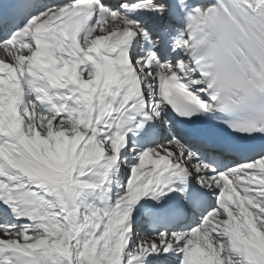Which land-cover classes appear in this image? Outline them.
<instances>
[{
    "label": "snow or ice",
    "instance_id": "obj_1",
    "mask_svg": "<svg viewBox=\"0 0 264 264\" xmlns=\"http://www.w3.org/2000/svg\"><path fill=\"white\" fill-rule=\"evenodd\" d=\"M36 7L0 4V264H264V0ZM168 107L237 135L138 148Z\"/></svg>",
    "mask_w": 264,
    "mask_h": 264
},
{
    "label": "bare ground",
    "instance_id": "obj_2",
    "mask_svg": "<svg viewBox=\"0 0 264 264\" xmlns=\"http://www.w3.org/2000/svg\"><path fill=\"white\" fill-rule=\"evenodd\" d=\"M46 2V3H45ZM63 2H66V0H48V1H46V0H40L38 3H37V7L35 8V9H33L32 10V12H34V11H40V10H43V8L44 7H47V6H51L52 4H58V3H63ZM32 14V13H31ZM164 117H165V114H162ZM157 122V124H158V127L160 128V129H162L163 130V134L165 135V136H167V138H170V132L171 131H177L176 130V128L175 129H173V128H171V126L170 125H168V124H166V123H164L163 122V120H161V121H156ZM152 137L153 136H151V137H147L145 140H143V139H141V138H139V136H136V137H134V139L136 140V143H137V146H138V148H143V147H146V146H148V145H151V144H155L156 142H158L159 141V138L157 139V141H155V142H153L152 141ZM193 147H195V145H192ZM129 160H131V157H129ZM212 163H214V164H216L217 165V167H219V168H221V169H223V168H227V167H231V166H233L235 163H238V161L237 160H234V159H230L229 157H223V158H221L220 160H218V161H212ZM126 174H127V172H126ZM114 189V183H112V190ZM115 193V192H114ZM113 193V194H114ZM210 198L212 199V200H214L215 198L214 197H212V196H210ZM150 202V201H149ZM141 204H144L145 203V201L144 200H142L141 202H140ZM140 207V205H137V208H139ZM202 213L201 212H197V213H195L194 215H189V216H187V218L184 220V222H182L179 226H177V228L178 227H185V226H187V225H191L192 223H198L199 222V218H200V216H198V215H201ZM145 216H147L146 214H145ZM148 218V217H147ZM146 219V218H145ZM169 219L170 218H167V217H161V218H158V219H156L155 221H151V220H149V218H148V222L150 221V223L152 224V223H157L159 226L160 225H162V226H164V228L165 227H172L171 225H169V224H167L168 222H169ZM151 224H149V226L151 225ZM167 225V226H166ZM141 230H143V228L141 227Z\"/></svg>",
    "mask_w": 264,
    "mask_h": 264
},
{
    "label": "rangeland",
    "instance_id": "obj_3",
    "mask_svg": "<svg viewBox=\"0 0 264 264\" xmlns=\"http://www.w3.org/2000/svg\"><path fill=\"white\" fill-rule=\"evenodd\" d=\"M166 139H168L167 136H165V135L162 133L161 138H160V140L158 141V143H163L164 140H166ZM126 172H127V169L124 168V170H123V174H122L121 177L118 179V182H119V183H124V182L126 181V179H127V174H126ZM113 183H114V189H113V193H114V192H116L118 189H117V183H116V181H114ZM213 203H214V201L211 200V202H210V204H209V207H210ZM198 216H201V215H198ZM143 220H144L145 222L142 224V228H143L142 231H147L148 228L150 227V226H149V222L147 223V220L145 219V217L143 218ZM196 223H197V222H196ZM196 223L194 222V223H192L191 225H187V226H185V227H178V228H175V229H179V228H188V227L194 226ZM158 229L162 230L161 227H158Z\"/></svg>",
    "mask_w": 264,
    "mask_h": 264
}]
</instances>
